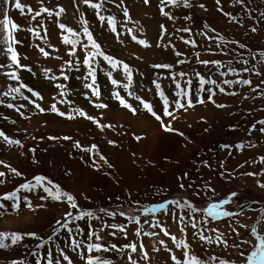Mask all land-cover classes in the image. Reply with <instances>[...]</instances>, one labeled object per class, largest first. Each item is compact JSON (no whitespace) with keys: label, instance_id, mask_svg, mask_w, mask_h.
<instances>
[{"label":"rangeland","instance_id":"374dc122","mask_svg":"<svg viewBox=\"0 0 264 264\" xmlns=\"http://www.w3.org/2000/svg\"><path fill=\"white\" fill-rule=\"evenodd\" d=\"M20 2L36 11L41 6L52 11L62 7L65 11L59 18L42 14L36 21L22 16L18 10L9 11L14 22L25 29L16 33L20 41L16 51L20 64L26 67L17 70L18 81L0 74V132L9 140L18 141L10 144L0 137V173H4L0 176V197L12 193L21 184H35L33 178L43 176L62 192L72 195L77 207H70L65 197L59 201L51 199L38 186L17 193L18 210L11 208L12 201H0L6 205L5 209H0V232L23 236L18 244L0 249V264L13 261L36 264L37 259L47 264L49 251L54 264L56 260L68 264L60 255L61 251L72 264H85L81 257L89 255L86 249L89 243L105 247L115 244L118 248L137 244L136 253L127 248L121 252L91 253L111 260L112 264H130L129 255L137 264H174L172 255L183 261V249H177L160 227L152 226L157 222L178 240L187 241L190 255L204 264H219L220 259L243 264L240 253L246 256L252 250L251 244L243 241L256 242L250 234L251 228L255 226L258 234L264 235V188L258 184V181L264 184V174L245 175L264 173L261 160L264 158V132L260 131L264 125L257 123L264 120V56L261 55L264 53V0H243V4L237 0H219V3L217 0H188L191 7H184L183 0L177 6L161 4V0H149L147 4L144 0H103L100 14L114 17L115 32L82 0L75 4L73 0H43L42 5L39 0ZM161 7L171 19L161 14ZM81 13L101 51L118 62L115 68L102 57L93 62L99 95H93L92 90L85 87L92 80L91 77L85 79L88 69L82 64L86 50L81 45L89 42L82 32ZM57 19L58 23L80 33L75 56L68 54L71 46L61 42L62 34L67 33H62L53 22ZM40 21L47 30V40L36 39L26 31L29 27L38 28ZM253 28L256 31H252ZM44 34L41 29V37ZM138 40H144L149 46L139 44ZM185 40L193 43L186 44ZM39 47L50 55L44 57ZM200 61H218L219 64ZM8 63L6 57L0 56V65ZM124 65L128 66L129 73L125 72ZM7 71L11 69L0 68V73ZM65 75L66 80L63 79ZM53 76L57 79L48 78ZM201 78L205 80L203 86ZM245 79L250 84L224 83L225 80ZM113 80L117 83L113 84ZM209 80L216 83H208ZM20 84L25 87L19 93L3 95ZM57 84L64 88L58 89ZM29 89L42 98L37 99ZM61 91L65 93L63 97L59 96ZM161 91L168 100L171 116L164 115ZM114 93L135 112L121 106ZM60 100L65 102H58ZM141 100L149 103L161 119H155L145 110ZM176 101L184 106L177 108ZM9 104L13 107H8ZM52 104L66 116L53 113ZM41 108L44 111H40ZM77 110L86 116H80ZM164 126L173 131H166ZM50 127L61 130L46 133ZM36 137L38 141L28 145ZM77 143L79 148L75 146ZM42 144L46 145L39 151ZM237 145L243 147L237 148ZM13 152L17 157L11 158ZM62 157L71 163L72 170L56 168L57 158L65 162ZM12 169L21 175L16 176ZM36 169H41L43 174ZM233 192L238 195L223 208L233 213L242 211V215L219 220L204 215L203 210L209 204L226 199ZM168 201L180 204L188 201L201 211L189 215L190 209H181ZM29 202L31 207H28ZM162 203L167 205L166 209L144 214L145 209ZM89 211L93 213L91 218L85 216L77 221L68 217L71 233L56 223H64L67 213L74 217ZM181 215L185 217L183 223L178 220ZM130 218H139L140 223H131ZM193 220L197 223L196 229L191 227ZM110 225L125 227V231L120 232ZM56 228L60 230L54 235ZM138 229L141 231L139 237L136 235ZM93 231L102 239L96 240ZM144 232L155 235L144 236ZM201 232L213 242L200 240ZM28 233H35L39 239L26 235ZM219 233L223 234L227 246L216 242ZM49 237L52 239L48 240ZM73 240L82 242L81 247L75 248ZM43 241L48 243L38 248ZM5 243L11 245L10 240ZM140 244L144 245L143 252L148 259L139 251ZM234 244L240 247H232ZM33 252L37 255H32Z\"/></svg>","mask_w":264,"mask_h":264},{"label":"snow or ice","instance_id":"6c2138e0","mask_svg":"<svg viewBox=\"0 0 264 264\" xmlns=\"http://www.w3.org/2000/svg\"><path fill=\"white\" fill-rule=\"evenodd\" d=\"M39 2L42 5L43 0H39ZM149 2V0H144V3L147 4ZM73 3H77V0H73ZM82 3H84L85 5H87L89 8H92L94 10H96V14L99 18V20L104 21L108 24L109 28L111 31L115 32L116 31V22L114 17H105L103 15L100 14V10L103 8V0H99V2H93V0H82ZM171 4L173 6H177L180 3V0H161V4ZM217 3H219V0H217ZM237 3L243 4V0H237ZM183 6L184 7H191L190 3H188V0H183ZM200 7H204V5H200ZM10 9H15L18 10L19 13L22 16H30L31 17V21H36L38 17H40L42 14H47L48 17H57L59 18V16L65 11L64 8L59 7L58 11H52L46 7L41 6L39 11L34 10L31 6L27 5V4H22L20 2V0H0V56H4L7 58V60L9 61L8 64L6 65H0V68H7V69H11V71H7V72H3L0 74L5 75L9 80H15L18 81L19 80V76L17 73V70L25 68V65L20 64V57H19V53L16 51V45H18L20 43V41L16 38V33L18 31L21 30H25L22 29L21 26L17 23L14 22V20L10 17L9 15V11ZM161 14L164 16H168L169 19H171L172 17L169 15V13L164 11V8L161 7L160 9ZM124 15L127 17L128 16V12L127 10L124 11ZM228 15V14H226ZM262 15H264V13H262ZM54 23H57V26L59 29L62 30V33H67V35H63L61 37V42L65 45H70L71 47L69 48V52L68 54L70 56H75L76 55V46L78 43H80L78 37L80 36V33L76 32L74 29L67 27L66 25L62 24V23H58V19L53 21ZM81 26H82V32L83 35L87 38L88 40V44H83L81 45L82 48H84L85 51V55L82 61L83 66H86L88 69V76L85 77V79H87L88 77H91L92 83L91 84H85L86 88H90L92 90V94L93 95H99V91L98 89L95 88V72H96V68L93 67V62L96 61L97 57H102L104 61L108 62L113 68L116 67L117 65V61L113 60L111 57L105 55L100 48V45L96 43V41L93 39L92 34L89 32V29L87 27V21L83 20V13H81ZM205 27H207V25H205ZM43 29L44 30V36L41 37L40 35V30ZM161 29H164V26L161 25ZM26 31L30 32L34 38L36 39H42V40H47V30L44 28V23L43 21H40L39 23V27H29L26 29ZM182 31H189V29H182ZM214 31V30H213ZM252 31H256L255 28L252 29ZM73 37V38H70ZM133 40H136V37L133 36L132 37ZM223 39V38H221ZM139 44L148 47L149 45L144 41V40H138L137 41ZM186 44L188 43H193L191 41L185 40L184 41ZM194 46V44H193ZM49 47H51V45H49ZM240 47H244L243 45H240ZM91 49L92 51H87L88 49ZM55 50V49H54ZM39 51L40 53L44 56V57H48L50 55V53L48 51H46L43 47H39ZM176 55H180L179 52L176 53ZM262 56H264V53H261ZM59 58V57H57ZM201 63L204 64H208V63H213V64H219L218 61H200ZM67 64L71 65L72 62L71 61H66ZM245 63H247V61H245ZM99 65L97 64L96 67H98ZM154 67H158V68H170V65H154ZM124 69L126 73H129V69L127 65H124ZM30 70V69H29ZM229 71H233V70H229ZM244 71H248V69H244ZM222 74H227V73H222ZM257 75H260V73H256ZM110 75V74H109ZM181 76L185 75L184 73H180ZM199 75V74H197ZM49 79H57V77H48ZM63 79H68V77L65 75L63 76ZM208 83H216L215 81L209 80L207 81ZM113 84H116L117 81L113 80L112 81ZM129 83H131L130 79H129ZM155 83V81H154ZM190 83V81H189ZM225 84H232V83H240V84H244V85H248L250 84V81L245 79V80H239V81H228L225 80L224 81ZM205 84V80L203 78L200 79V85L203 86ZM25 87V85L20 84L19 87L17 88H9L8 92L3 93V95H8L10 92H16L19 93L20 89ZM56 87L58 89H63L64 85L62 84H57ZM126 87V86H125ZM180 85L177 84V88H179ZM156 88L159 90L160 89V85L157 83L156 84ZM29 91H31L32 95L37 97V99H41L42 97L39 96V94L35 91H32L31 89H29ZM221 92L224 91L223 88L220 89ZM234 94V93H232ZM65 95V93L63 91H61L59 93V96L63 97ZM114 95L117 96V99L120 100V104L121 106H123L124 108L129 109L130 111L135 112V109L132 108L131 105H129L128 103H126L123 99H120V97L114 93ZM160 97L164 100V115L165 116H171L172 113L168 111V100L166 97H164L163 92H159ZM177 95H180V93H177ZM185 96L188 95V93H184ZM25 99H27V97H25ZM135 99H140L139 97H135ZM60 103H63L65 101L60 100L58 101ZM141 104H143V107L145 110H147L149 113H151L152 116L155 117V119L160 120L161 117L159 115H157L151 105L147 102H144L143 100L140 101ZM202 102V101H201ZM32 103H35L34 101H32ZM176 107L177 108H181L184 105H182L180 103V101H176ZM188 106L191 107V100H189L188 102ZM8 107H13V105L9 104ZM37 108H39V105H36ZM99 107H104V105H99ZM220 107H223V105H220ZM50 110L53 113H56L57 115L60 116H66V113L59 111V109L57 108L56 104H52ZM40 111H44V109H40ZM78 111V114L80 116H86V114L83 111ZM69 119L73 118L71 116H68ZM88 119H92L91 117H86ZM94 123H96L95 120H93ZM257 123L264 125V120H260ZM166 131H173V129H171L168 126H164ZM252 129H255V125L252 126ZM250 129V132L251 130ZM261 132H264V127H262L260 129ZM180 135H183L182 133H179ZM0 137H3L8 143H18V141H13V140H9L7 136H5V134L3 132H0ZM50 139H53L52 137H50ZM64 139H69V137H64ZM137 139H139V137H137ZM111 143V142H110ZM77 148L80 147V145L77 143L75 145ZM95 146H93L94 148ZM222 147H227V146H222ZM243 147V145H237V148H241ZM92 149H85V151H91ZM101 159L103 160L104 157L101 156ZM262 162H264V158H261ZM106 162V161H105ZM110 166V165H109ZM12 171L14 172V174L16 176H20L21 173H19L18 171H16L15 169H12ZM264 173H246L245 175L248 176H256V175H261ZM4 173H0V176H3ZM35 181V184H33L32 182H27L24 184H21L15 191H13L12 193L9 194H5L4 196L0 197V201H12V205L11 208L13 210H18L19 208V203L18 201V197H17V193L21 190L24 191H31L33 188L35 187H41L43 189V191L45 193L48 194V197H50L53 200H57L59 201L61 199V197H65L66 200L69 202L70 207L72 208H76L77 205L74 201V197L70 194L64 193L60 190L59 186L52 184L51 181H46V178L43 176H36L33 178ZM45 182L48 185H51V188L46 186ZM259 187L264 188V184L259 183ZM181 187H183V185H181ZM53 189H55V191H53ZM209 191H215L214 189H208ZM238 195V193H231L226 199L220 200L219 202H213L211 204H209V206L203 210V213L205 216L214 219V220H219V219H223L226 217H232V216H237V215H242L243 212H239V213H233V212H229L227 210H224L223 206L227 205L229 203H231L232 198L236 197ZM46 197H41V199H45ZM26 200V198H25ZM168 204H175L177 207L184 209H190V214L192 213H197L201 210L197 209L196 207H194L190 202L185 201L183 204H180L179 202L176 201H168ZM28 207H31L30 202L28 203ZM6 205L4 203H0V209H5ZM167 205L166 204H159L156 205L154 208H148L144 210V214H148V213H155L158 210H162V209H166ZM102 212H104L105 210L101 209ZM108 215H115L113 213H106ZM121 215H123L121 213ZM85 216L87 217H93V213L92 212H81L79 215H75L73 217L72 213H67L66 214V219L64 223H61L60 221H57L56 223L58 225H60V228H64V229H68V217H71L73 220H81L83 219ZM179 222L183 223L185 220V217L183 215L178 217ZM130 222L131 223H136L139 224L140 220L139 218H134L131 219L130 218ZM153 227H160V231L163 232V234L165 236H168L173 243L175 244L177 249H183V255H184V260L181 261L179 260L175 255H172L171 259L174 261V264H204V262H202L198 257L190 255L189 253V244L187 243V241L183 240V239H177L176 236H172L165 228L161 227L159 225V223H155L152 225ZM110 227L117 229L120 232H124L125 231V227H119L117 225H110ZM191 227L193 229L197 228V223L193 220L191 222ZM241 227H246L245 225H241ZM59 228L54 229V235L57 234L59 232ZM69 232L71 233V229H68ZM103 230V229H101ZM180 231L183 233L185 231V229L182 227L180 229ZM213 232H217V229H212ZM233 232L236 231L235 228L232 229ZM250 234L252 237L255 238V243H252V241H243V243L246 244H251L252 250L245 256V254L243 252L240 253L241 257H243V264H264V235H260L257 232V228L255 226H253L250 230ZM28 236L34 237L39 239L38 237H36L35 233H28L26 234ZM112 235H115V233H112ZM136 235L139 237L141 235V231L138 229L136 232ZM144 236H150V235H155V233H149V232H144L143 233ZM194 235H196V233H194ZM92 236H95L96 240H101L102 237H100L99 235H97L94 231L92 233ZM223 234L219 233L216 236V242L219 244H224L227 246V242L222 239ZM23 239V236L19 233H4V232H0V249H4V248H8L12 245H16L18 244L21 240ZM52 237H49L48 240H51ZM199 239L202 241H205L206 243H212V238L211 237H206L202 232L199 233ZM10 240L11 241V245L6 244L5 241ZM48 243V241H43V243L37 245L38 248H42L44 246V244ZM160 243L163 245V241H160ZM72 244L75 248H79L81 247L82 242L73 240ZM232 247L235 248H239L240 245L238 244H234L232 245ZM124 248L130 249L131 253H136L138 251V246L135 243H131L128 245H124L121 248H118L115 244L109 245L107 247H105L102 244L99 243H89L86 245V249L87 252L89 253V255H87L86 257L82 256L81 258L85 260V264H112L111 260L108 259H102L100 257H96L91 255V253L93 252H108V251H117V252H121L124 250ZM144 249V245L140 244L139 245V251L143 253V257L144 259H148L147 257V253L143 252ZM157 250L158 249H154ZM32 255L36 256L37 253L33 252ZM60 255L63 257V259L65 261L68 262V264H72L71 260L69 259V257L67 255H65L63 253V251L60 252ZM47 264H54L53 261V256H52V252L49 251L47 253ZM129 262L130 264H137V262L135 260L132 259L131 255H129ZM12 264H24L23 261H13ZM36 264H41L40 259H37ZM55 264H60L59 260L55 261ZM219 264H231V262L225 261L223 259L219 260Z\"/></svg>","mask_w":264,"mask_h":264},{"label":"bare ground","instance_id":"6f19581e","mask_svg":"<svg viewBox=\"0 0 264 264\" xmlns=\"http://www.w3.org/2000/svg\"><path fill=\"white\" fill-rule=\"evenodd\" d=\"M205 1V0H204ZM212 4V3H211ZM145 21V20H144ZM148 22H145V24H147ZM51 130H61L60 129V127H59V129H57V128H54V127H50V128H48V129H46L45 130V132L46 133H48V132H54V131H51ZM56 132H58V131H56ZM40 134H41V132L37 135V136H40ZM36 140H37V137L33 140V141H31V142H29L28 143V145H31V144H33L34 142H36ZM38 141V140H37ZM45 145L46 144H42L40 147H38V150L39 151H41L42 150V148L43 147H45ZM27 155V154H26ZM26 155H24L25 156V158H27V157H30V156H26ZM14 157H17L15 154H14V152L11 154V158H14ZM34 157H36V156H34ZM39 157V156H38ZM63 158V157H62ZM44 159V158H43ZM64 159V158H63ZM47 160V159H46ZM45 159L43 160V161H46ZM65 160V159H64ZM63 160V161H64ZM42 161V160H41ZM53 162V161H52ZM58 162V163H57ZM57 164H55V166H57L56 168H59L60 170H63L64 168H69L70 170H72V165H71V163L70 162H68V161H66L65 160V162H62V159L61 158H57ZM63 164V165H62ZM30 167H33V166H30ZM36 171L39 173V174H43L42 172H41V169H36ZM76 172V171H75ZM74 177H77V175H74Z\"/></svg>","mask_w":264,"mask_h":264}]
</instances>
